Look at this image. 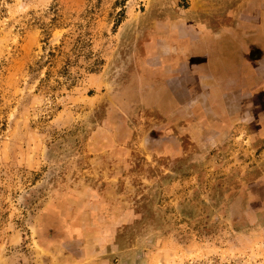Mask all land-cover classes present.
<instances>
[{
  "label": "rangeland",
  "instance_id": "rangeland-1",
  "mask_svg": "<svg viewBox=\"0 0 264 264\" xmlns=\"http://www.w3.org/2000/svg\"><path fill=\"white\" fill-rule=\"evenodd\" d=\"M154 1L0 0V264H264L263 149L154 106Z\"/></svg>",
  "mask_w": 264,
  "mask_h": 264
},
{
  "label": "crops",
  "instance_id": "crops-1",
  "mask_svg": "<svg viewBox=\"0 0 264 264\" xmlns=\"http://www.w3.org/2000/svg\"><path fill=\"white\" fill-rule=\"evenodd\" d=\"M142 64L184 139L264 153V0H156ZM144 56V58H143Z\"/></svg>",
  "mask_w": 264,
  "mask_h": 264
},
{
  "label": "flooded vegetation",
  "instance_id": "flooded-vegetation-1",
  "mask_svg": "<svg viewBox=\"0 0 264 264\" xmlns=\"http://www.w3.org/2000/svg\"><path fill=\"white\" fill-rule=\"evenodd\" d=\"M156 4H157V2L155 0L154 1V6H156ZM153 22H154V11H151V12H146L145 16L142 19V22L140 24L138 23V25L140 26L139 29L141 30V34L136 39L137 43H136V46H135V63H136V66H138L139 68H142V69H148L150 67V65H148V63H146L145 65L142 64V61H141V59H142L141 50L143 49V44H145L146 41L150 40V36L149 35L151 33ZM140 54H141V56H140ZM143 58H144V56H143ZM148 71H149L150 75L152 76L151 71L149 69H148ZM152 78L153 79H152L151 83L154 85V77L152 76ZM160 103H161L160 100L158 101V99H154V106L161 105L160 106L161 110H163V113L166 114L165 113L166 110H164L165 108L162 107L164 104L162 105ZM174 126L176 127L175 124H174Z\"/></svg>",
  "mask_w": 264,
  "mask_h": 264
}]
</instances>
